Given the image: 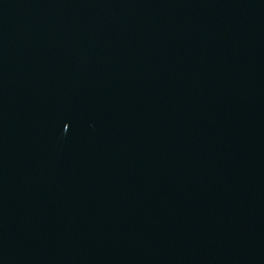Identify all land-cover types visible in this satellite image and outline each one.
I'll return each mask as SVG.
<instances>
[{
    "label": "water",
    "instance_id": "95a60500",
    "mask_svg": "<svg viewBox=\"0 0 264 264\" xmlns=\"http://www.w3.org/2000/svg\"><path fill=\"white\" fill-rule=\"evenodd\" d=\"M0 264H264V0H0Z\"/></svg>",
    "mask_w": 264,
    "mask_h": 264
}]
</instances>
